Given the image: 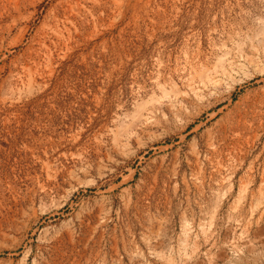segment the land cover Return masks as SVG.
Wrapping results in <instances>:
<instances>
[{"label": "rangeland", "instance_id": "374dc122", "mask_svg": "<svg viewBox=\"0 0 264 264\" xmlns=\"http://www.w3.org/2000/svg\"><path fill=\"white\" fill-rule=\"evenodd\" d=\"M0 264H264V0H0Z\"/></svg>", "mask_w": 264, "mask_h": 264}]
</instances>
